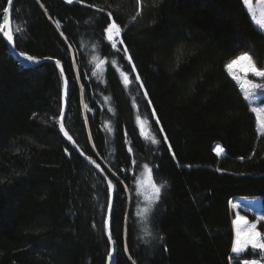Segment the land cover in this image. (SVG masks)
Wrapping results in <instances>:
<instances>
[{"label":"trees","instance_id":"1","mask_svg":"<svg viewBox=\"0 0 264 264\" xmlns=\"http://www.w3.org/2000/svg\"><path fill=\"white\" fill-rule=\"evenodd\" d=\"M141 4L137 15V0H15V50L61 62L75 147L58 125L60 71L23 66L0 33V264H106L108 186L85 159L114 184L112 264H264L250 246L231 253L229 201L264 209V135L225 69L244 52L264 67V32L242 0ZM108 12L122 28L111 41ZM145 165L163 186L151 205L134 186Z\"/></svg>","mask_w":264,"mask_h":264},{"label":"snow or ice","instance_id":"2","mask_svg":"<svg viewBox=\"0 0 264 264\" xmlns=\"http://www.w3.org/2000/svg\"><path fill=\"white\" fill-rule=\"evenodd\" d=\"M69 3L72 2V0H68ZM15 0H7V6L0 5V8H2V12H0V15L3 16L4 24L0 25V32H2L3 36L6 37L9 44L12 45L13 48H15L14 41V34L10 29V20H11V12L13 11L12 6L14 5ZM243 3L248 6V11L252 13V19L253 21L259 26L260 29H264V11L261 12L260 17L257 19L256 14L252 8V5L250 3V0H243ZM90 7H92L90 5ZM142 9L141 0H137V15L140 14ZM97 11L100 13L104 12L103 8H97ZM136 16H132L131 20L135 21ZM106 27L103 28V33L107 34V38L109 41L113 40L114 38L120 36L122 32L121 25H119L115 19H112V13L108 12L107 17L105 19ZM7 27L8 31H3V29ZM120 43H123V40L120 41ZM115 47V45L113 46ZM127 48H124L125 54L127 53ZM20 57H22L24 60L32 62V63H39V60L37 57L33 55H29L27 52L21 51L18 53ZM46 60H52V57H45ZM128 60L131 61V57H128ZM242 62V64H241ZM55 64L57 67H60V60H55ZM241 64V67L239 71H242L244 73V78H240L238 75H236L233 71L234 65ZM226 69L228 70V74L232 77L233 80H236L237 83L240 86V89L244 95V98L246 101H254L256 100V90L257 89H264V83H255L253 80H250L247 78V74L251 73L254 77H259L261 80H264V67H258L257 62L253 59V57L248 53L244 52L237 56L235 59L229 61L225 65ZM133 70H135V67L133 66ZM61 74L63 75V70H61ZM136 79H139V76L136 77ZM65 84H67V81H65ZM143 87V85H141ZM148 93L145 92V97H147ZM261 95H264V93H261ZM149 104H151V101H149ZM251 111L253 113H256L257 120L259 124V129L264 132V107H253L251 108ZM63 110H61V115H63ZM155 115V111L152 113ZM157 123L159 121L157 120ZM61 131H64V125L61 123L60 125ZM163 131V129H161ZM65 136H68L67 132H64ZM68 139L71 140V137L68 136ZM164 142H167V136L164 137ZM153 143H160V141H153ZM171 150V145H169V151ZM67 151V149H65ZM214 151L217 155H221L225 149L221 147L219 144L216 145ZM83 155V153H81ZM94 163V161H92ZM147 169V165L144 166ZM217 171H220V169H217ZM151 190H152V197L149 201V205L155 204L161 197V186H157L155 183L150 184ZM113 190L112 182H108V208L109 210L113 209V197L111 195ZM230 206L233 209H236L238 207L237 204L232 203L229 201ZM149 209H145V211H148ZM264 220V218H262ZM233 225L235 226V238L232 241L231 246V253L236 254L238 257L240 254L244 253L246 249L251 248L253 252L256 250H259L260 254L264 256V234H262L260 231L257 230V223L252 222L249 223L247 219L239 214V212L236 213L235 219L232 221ZM109 224V221L106 219L104 221L105 228L107 229ZM243 224L245 227L242 229L240 225ZM111 239V237H109ZM166 251V249H165ZM108 256L112 257V252L108 253ZM230 261L233 259V257L229 258ZM236 264H240V261L237 259ZM243 264H258L257 261H243Z\"/></svg>","mask_w":264,"mask_h":264},{"label":"rangeland","instance_id":"3","mask_svg":"<svg viewBox=\"0 0 264 264\" xmlns=\"http://www.w3.org/2000/svg\"><path fill=\"white\" fill-rule=\"evenodd\" d=\"M242 2H243V0H242ZM250 3L252 5V8H253V10L256 14V17L258 19L260 17L261 12L264 11V0H250ZM244 6H245L246 10L248 11V6H246L245 4H244ZM248 13L252 19V13H250L249 11H248ZM3 21H2L1 25H3ZM254 24L256 25V27L259 30L264 32V29H260L259 26L255 22H254ZM3 31H4V29H3ZM0 33L2 34V32H0ZM2 37H3V34H2ZM241 64H242V62H241ZM241 64L234 65L233 71L240 78H244V73L242 71H239ZM99 66L100 65H97V67H99ZM225 69H226V67H225ZM227 72H228V70H227ZM120 78L125 85L128 84V80L124 75H121ZM247 78L250 80H253V82H255V83H264V80H261V78H259V77L252 76L251 73L247 74ZM235 82L237 83L236 80H235ZM237 85L240 89V86L238 83H237ZM240 92H241L242 96L244 97L242 91H240ZM261 93H264V89H257L256 90V97H257L256 100L251 101V102L247 101L250 109L253 107H264V95H261ZM253 114L255 115L256 122H257L256 123L257 133L264 135V132H262L259 129V124H258L256 113H253ZM142 132H141V134H142ZM215 147H214V149H215ZM148 170L149 169L148 168L146 169L145 167L138 170L137 174L134 175V186L139 185L140 190L142 192H146L147 195L151 196L152 195V190L150 187L151 178H150V175L148 173ZM129 195H131V194H129ZM231 202L238 205V207L236 209H233L230 206V211L232 213V221L235 219L236 213L239 212V214L241 216L245 217L249 223L264 222V220H262V218H264V209L262 208V205L260 203V198L254 197V196H252V197H236ZM240 227L242 229H244L245 226L243 224H241ZM233 229H234V238H235V226L234 225H233ZM233 255L236 256V254H233ZM241 264H243V262Z\"/></svg>","mask_w":264,"mask_h":264},{"label":"water","instance_id":"4","mask_svg":"<svg viewBox=\"0 0 264 264\" xmlns=\"http://www.w3.org/2000/svg\"><path fill=\"white\" fill-rule=\"evenodd\" d=\"M6 6H7V5H6ZM3 24H4V21H3ZM10 29H11V24H10ZM7 30H8V28L5 27V28H4V31H7ZM3 38H4V41H5L6 44H7V46H8V48H9L10 52L12 53V55H13V56H14V57L20 62V64H22L23 66L34 67V66H37V65H39V64H42V63H44V62H51V63H54V64H55V61H54V60H46L45 58H38L39 63H32V62L26 61V60H24L22 57H20V56L18 55L19 52H17V51L15 50V48H13L12 45L8 43L6 37L3 36ZM55 65H56V64H55ZM56 67H57V66H56ZM57 68H58V70L60 71V74H61V70H63L62 67H61V64H60V67H57ZM61 76H62L63 81H64V98H63V105H62V110H63V113H64V111H65V107H66L67 93H68V83L65 84V81H67V80H66V78H65L64 72H63V75L61 74ZM63 117H64V114L61 115V113H60V115H59V119H58V121H59V126H60L61 123H62ZM62 134H63L64 138H65V139H66L71 145H73V146L75 147V144H74V142L72 141V139H71V140L68 139V136H69V135H68V136H65V135H64V132H63ZM79 153L81 154V152H79ZM81 156L84 158V155H81ZM85 160H86V159H85ZM88 163L90 164L91 167H93V168L96 170V172H97L99 175H101L103 178L106 179V181H108V177L102 172L101 168H100L98 165H96V164H94V163H92V162H88ZM109 212H110V210H109V208H108V209H107V212H106V216H105V220L107 219L108 221H109ZM105 229H106V228H105ZM106 234H107V236L110 237V234H109V226H108L107 229H106ZM109 241H110V243H111V249H110V252H112V257L110 258V257L108 256V259H107L106 264H112V262H113V257H114V245H113V242H112L111 239H109Z\"/></svg>","mask_w":264,"mask_h":264},{"label":"bare ground","instance_id":"5","mask_svg":"<svg viewBox=\"0 0 264 264\" xmlns=\"http://www.w3.org/2000/svg\"><path fill=\"white\" fill-rule=\"evenodd\" d=\"M9 30V29H8ZM7 30V31H8ZM12 31V30H11ZM54 61H55V59H53ZM62 67V66H61ZM63 69V68H62ZM62 123H63V120H62ZM58 125H59V121H58ZM59 129H60V131H61V128H60V126H59ZM63 132H66L65 130L64 131H61V133H63ZM86 161L87 162H89L90 160L89 159H86ZM102 170V169H101ZM102 172L108 177V175L102 170ZM105 179V178H104ZM105 181H106V179H105ZM109 181H111L112 182V180L108 177V181H106V183H107V186H108V182ZM112 185H114L113 184V182H112ZM114 187V186H113ZM110 213V212H109ZM107 238H108V240H109V236H107Z\"/></svg>","mask_w":264,"mask_h":264}]
</instances>
